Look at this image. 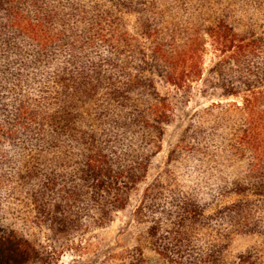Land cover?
<instances>
[{"label": "trees", "instance_id": "trees-1", "mask_svg": "<svg viewBox=\"0 0 264 264\" xmlns=\"http://www.w3.org/2000/svg\"><path fill=\"white\" fill-rule=\"evenodd\" d=\"M192 79H203L199 93L241 101L213 100L193 118L203 177L176 214L208 231L193 240L176 231L169 247L158 227L152 242L172 264H262L257 249L225 253L236 234H264V0H0V136L13 148L1 166L38 181L34 197L62 182L118 202L147 171L145 145L174 122L158 83ZM221 155L227 174L211 200L228 201L208 212L198 192L211 183L200 180ZM149 209L157 220L175 214L159 202ZM30 257L27 241L0 234V264Z\"/></svg>", "mask_w": 264, "mask_h": 264}, {"label": "rangeland", "instance_id": "rangeland-1", "mask_svg": "<svg viewBox=\"0 0 264 264\" xmlns=\"http://www.w3.org/2000/svg\"><path fill=\"white\" fill-rule=\"evenodd\" d=\"M183 14L190 18L189 11H182ZM134 22L132 16L126 19L129 25ZM213 60L212 52L204 53L203 79ZM203 79L194 82L192 79L185 88L165 81L158 83L172 102L174 122L167 126L162 137H156L152 146L145 145L147 171L118 202L103 200L105 193L92 186L87 190L62 182H55L45 188L44 195L34 197L40 190L38 181H19L20 173L14 172L11 165L1 166L5 154L13 159V148L7 147L0 136V172L6 177L0 182V234L15 233L27 241L31 257L26 264H172L158 253L152 242L155 229L160 227V233L172 242H165L169 247L174 244L176 231L185 235L184 239L192 240L194 230L200 234L208 231L200 221L193 222V215L176 214L179 207H185L183 203L193 204V188L203 177L193 158V118L213 100H241L219 98L220 90L212 97L199 93L204 88ZM193 92H196L194 96ZM222 158L221 155L217 159L219 163L208 159L204 169L209 171V178L200 180L203 185L211 183L198 192L211 203L208 212L228 201L225 196L211 200L214 196L211 190L219 187L227 174ZM71 189L76 196L70 195ZM158 202L172 209L174 216L166 214L161 220L150 217L149 206ZM140 206L143 207L139 213ZM253 249H257V261L264 264V234H236L225 257L230 260L240 252Z\"/></svg>", "mask_w": 264, "mask_h": 264}]
</instances>
